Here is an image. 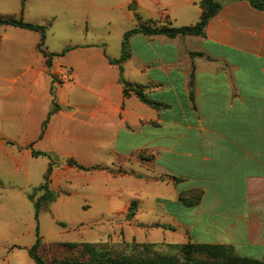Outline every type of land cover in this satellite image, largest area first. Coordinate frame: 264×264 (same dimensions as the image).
<instances>
[{"label":"crops","instance_id":"1","mask_svg":"<svg viewBox=\"0 0 264 264\" xmlns=\"http://www.w3.org/2000/svg\"><path fill=\"white\" fill-rule=\"evenodd\" d=\"M217 1L223 6L203 35L130 36L123 75L144 85L146 96L161 105H150L134 92L124 95L119 67L108 59L116 56L81 49L82 62H67L73 79L56 89L40 120L42 125L56 107L44 134L28 149L58 153L61 140L73 137L66 121H78L89 133L91 151L110 154L111 164H97L91 177H105L108 196L122 197L111 208L114 213L126 217L136 200L138 226L165 228L183 241L232 245L236 254L264 262V10L248 0ZM172 4L134 0L133 8L127 2L121 7L132 28L135 13L143 22L170 20L173 26ZM201 14L198 4L191 20L181 24H194ZM130 27L123 24V35ZM1 29L3 41L14 36L12 31L28 32ZM197 51L203 55L192 54ZM64 85L81 89L79 99L67 95ZM65 153L70 157L72 151ZM198 195L193 204L181 198L195 201ZM146 213L149 222L142 220Z\"/></svg>","mask_w":264,"mask_h":264},{"label":"rangeland","instance_id":"2","mask_svg":"<svg viewBox=\"0 0 264 264\" xmlns=\"http://www.w3.org/2000/svg\"><path fill=\"white\" fill-rule=\"evenodd\" d=\"M192 1L166 0L173 3L174 8L168 10L173 26L191 20L188 15L201 0H194L197 4ZM121 2L133 8L134 0H0V15L46 24L44 47L57 53L47 66L37 49L40 40L37 31H12L14 36L5 41L0 37V264H36L28 249L38 237L42 241L39 253L46 264L57 260H87L92 250L70 244L85 241H108L111 256L125 255L137 261H160L161 257H167L176 264L226 263L225 258L204 252H186L180 244L190 240L167 234L170 230L141 227L134 218L114 213L111 208L120 205L122 197L108 196L111 193L104 189L105 177H91V169L97 164L105 165L110 154L104 150L91 151L89 133L82 123L66 121L73 137L61 140L58 153L33 155L28 149L39 140L40 120L50 98H56L55 91L62 82L73 79L68 60L82 62L83 57L77 53L81 49L105 51L116 57L120 54L124 39L122 26L128 24L132 28ZM138 16L135 13L133 19L138 21ZM169 21L151 23L171 26ZM65 47L70 49L60 54ZM91 57L86 59L100 64L98 58ZM81 74L84 78L85 73ZM64 88L67 95L79 99L81 89L70 91L68 85ZM28 140L31 141L27 146L19 145ZM68 150L72 151L70 157L65 153ZM72 158L77 164L68 163ZM49 168V188L55 196L43 200L38 211L36 201L45 193L40 185ZM146 215L142 217L144 222L152 220L150 213ZM133 241L150 247L133 250L128 246Z\"/></svg>","mask_w":264,"mask_h":264},{"label":"trees","instance_id":"3","mask_svg":"<svg viewBox=\"0 0 264 264\" xmlns=\"http://www.w3.org/2000/svg\"><path fill=\"white\" fill-rule=\"evenodd\" d=\"M250 4L260 10H264V0H248ZM200 5L202 7V14L200 19L194 24H186L180 26H157L153 25V23H146L141 21L140 17L138 16V24L136 27L127 30L124 34V39L122 42L121 47V54L119 57H110L108 56L109 62L111 64H116L120 70V82L123 85V93L125 96H128L131 92H134L142 101L158 106L161 105L158 102L151 101L144 92V85L139 83H133L128 81L123 75V62L130 57V46H129V38L135 33H144V34H164L169 37H175L177 35H203L205 33V27L208 24L209 20L222 8L223 4L217 0H201ZM15 26L19 28H24L28 30L37 31L40 34V40L37 43V49L42 52L43 56L45 57V63L47 66L51 65V57L57 55V53L48 52L45 47V39H46V32H47V25L46 24H39V23H31L25 21L22 17H14V16H3L0 15V26ZM70 47H65L60 54H64ZM193 55H203V52L197 51L192 52ZM193 70L191 71V80L190 86L193 85ZM191 98H194L193 89H190ZM57 106V105H56ZM55 108L51 109L48 113L47 117L42 121L41 125V132L40 137L44 134L47 124L49 122L50 116L52 113L55 112ZM31 153L33 155H40L46 154L42 151H37L35 149H31ZM81 168H85L83 165H80ZM95 167H99L96 165ZM119 171H123V169H119ZM50 174L51 168L45 174V181L43 184L40 185V188L45 189V193L36 201V207L39 211L42 206V201H48L54 199V191L49 188V181H50ZM185 202L189 204H193L199 198V195L196 197L195 201H190L186 196H181ZM136 206L137 201L132 200L129 207L128 212L126 214L127 219H132L134 214L136 213ZM156 226H164L166 228H171V226L165 224L156 223ZM42 241L40 237L37 238L36 242L28 249V253L30 257L35 261L36 264H46L44 258L39 253V248ZM71 245H78L80 244L83 248L92 250V253L88 257L87 260H57L53 264H176L173 261H170L167 257H161L160 261H137L133 260L128 256L122 255L119 256H111L110 250V243L108 241H98V242H83V243H70ZM133 250L137 248H147L150 247L149 244L143 242H136L133 241L129 244ZM180 246L186 252L191 250L193 252L199 253L204 252L210 255L211 257H222L226 259L225 264H264L263 261L255 258L244 257L240 256L235 253L234 247L232 245L226 244H214V243H201V242H186L181 243ZM113 248V247H112ZM111 248V249H112Z\"/></svg>","mask_w":264,"mask_h":264},{"label":"water","instance_id":"4","mask_svg":"<svg viewBox=\"0 0 264 264\" xmlns=\"http://www.w3.org/2000/svg\"><path fill=\"white\" fill-rule=\"evenodd\" d=\"M69 163L77 164V161H75L73 158L69 160Z\"/></svg>","mask_w":264,"mask_h":264}]
</instances>
